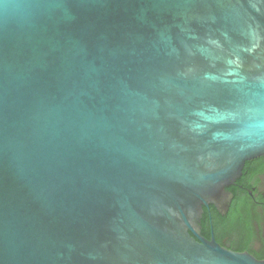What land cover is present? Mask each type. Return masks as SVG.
Returning <instances> with one entry per match:
<instances>
[{"label": "water", "instance_id": "obj_1", "mask_svg": "<svg viewBox=\"0 0 264 264\" xmlns=\"http://www.w3.org/2000/svg\"><path fill=\"white\" fill-rule=\"evenodd\" d=\"M264 155V0H0V264H264L196 229Z\"/></svg>", "mask_w": 264, "mask_h": 264}, {"label": "flooded vegetation", "instance_id": "obj_2", "mask_svg": "<svg viewBox=\"0 0 264 264\" xmlns=\"http://www.w3.org/2000/svg\"><path fill=\"white\" fill-rule=\"evenodd\" d=\"M224 214L203 207L197 233L221 248L264 261V155L245 162L240 175L225 187Z\"/></svg>", "mask_w": 264, "mask_h": 264}]
</instances>
